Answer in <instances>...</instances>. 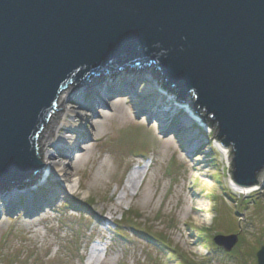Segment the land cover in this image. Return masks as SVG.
Here are the masks:
<instances>
[{"label":"water","instance_id":"1","mask_svg":"<svg viewBox=\"0 0 264 264\" xmlns=\"http://www.w3.org/2000/svg\"><path fill=\"white\" fill-rule=\"evenodd\" d=\"M151 67L217 128L235 184L255 187L264 171V0H0L1 192L35 182L37 138L65 89ZM238 240L214 243L231 252ZM256 256L264 264V246Z\"/></svg>","mask_w":264,"mask_h":264},{"label":"rangeland","instance_id":"2","mask_svg":"<svg viewBox=\"0 0 264 264\" xmlns=\"http://www.w3.org/2000/svg\"><path fill=\"white\" fill-rule=\"evenodd\" d=\"M143 70L159 78L154 68ZM137 84L135 94L122 90L102 99L105 104L89 96L86 89L93 86L75 88L72 102L91 110L89 124H81L93 134L80 130L79 143L63 160L69 182L52 177L47 206L36 215L21 207L6 213L0 193V264H258L256 254L264 246V171L257 191L232 190L233 154L226 148L228 164L217 147L218 132L207 122L206 129L191 123L181 132L179 122L187 113L175 92L164 89L160 78L158 96L143 93L145 80ZM186 100L192 108L194 100ZM60 110L57 104L44 129ZM173 112L174 121L168 115ZM189 140L199 154L188 148ZM46 185L21 189L28 192L24 199L37 204L48 192L42 189ZM218 235L238 236L230 253L214 243Z\"/></svg>","mask_w":264,"mask_h":264},{"label":"bare ground","instance_id":"3","mask_svg":"<svg viewBox=\"0 0 264 264\" xmlns=\"http://www.w3.org/2000/svg\"><path fill=\"white\" fill-rule=\"evenodd\" d=\"M158 76L161 80L162 74L160 75L158 73ZM93 77L94 76H89L88 79ZM98 78L99 80H96L92 83H90L91 80L87 81L88 79H85L83 84H80L78 86L72 85L67 89H65L60 94L57 102L61 110L56 114V117L52 120L49 127L43 129L37 138V144L40 138L39 148H41V153H42V157L39 155L38 158L40 162L39 167H41L42 165L43 168L37 174L38 176L36 177L35 182L29 187L28 191H30L32 188L38 187L40 182L45 181L47 185L43 186L42 189L43 191L45 190L48 192H43V197L40 196L37 199L36 201L37 204H32L30 201L28 202L24 199L28 194V192L21 190V188L17 185L11 186L9 190L3 193L0 190V193L2 195L1 197L3 198V200H6L7 202L6 204H4V207L6 206L5 207L6 213L13 210L14 208L16 209L18 207H21L27 211L28 215H32V216L36 215L37 212H39L43 206H47L46 205L48 202L47 197L50 195L49 191L51 190L52 186L54 187L53 181H51L52 177H58L65 183L69 182L70 180L69 173L66 169V165L63 162V160L67 159L70 150L75 148L76 144L79 143L80 140L79 134H84V132L83 133L80 132L81 129H84L85 131L84 135L86 136L93 134L91 130L84 128L83 127L84 125L81 124V123L89 124L87 113H90L91 110L88 109L89 107L85 106L86 104H83L82 102H76V103L72 102L71 94L74 92L75 88L76 91H78L79 87L84 86V84L89 85V87L93 86V88L86 90L87 91L89 90L88 92L89 96L92 95L95 96V98L97 96V98L100 101L99 104L100 103L105 104L104 101L105 99L108 100L110 96L113 94H120L122 90L125 94H127L128 91H131V93L135 94L136 91L140 89L139 88L140 85H138L137 83L143 80H145L147 84L146 88L143 89V93L145 94L155 93L156 96H158V90L162 89L160 88L159 85V78L150 71L147 74L142 72L134 73L133 75L130 76V78L117 77L116 79H112L109 73L108 74L106 73L105 75L100 76ZM162 84L165 85L166 82H162ZM186 101L187 100L185 99L184 103L176 102L178 103L179 107H181L187 113V115H185V117L183 118L182 122L178 121L179 124L181 123L180 125L182 129L181 132H183L184 129L187 128L186 126H188L191 123H193V125H197L200 128L206 129L207 125L205 123L204 117H200L196 113H194L192 110L193 107L191 108V105ZM146 106L147 105H143V107ZM149 109L150 108H148V111ZM154 109H156V105H154ZM151 112L155 113V111H151ZM99 113L101 114L106 112L99 111ZM168 115H170V119L173 118L174 121L175 116H177V112H173L172 114L168 113ZM94 117H96V114ZM172 122H171V127H172ZM173 130H176V128H174ZM64 131L65 133L62 136H57L59 132L63 133ZM177 131L179 130L177 129ZM86 136L82 138L81 142H84L86 140ZM60 146H65L64 147L65 150H61ZM217 147L221 152V154L223 155V157L226 159L227 163L230 164L231 162L230 152L220 143L217 144ZM188 148H191L192 149V150L190 149L191 151L194 152L196 151L197 154H199L200 152L198 146L194 143L193 140L188 141ZM136 173L137 171L134 174ZM133 179L134 176H130L127 182L129 183ZM140 179H142V177H140ZM230 185L232 187V190L243 195H249L259 189L258 188L259 183L255 187H251V188L237 186L232 177H230ZM37 190L39 192V188ZM65 204L67 205L68 203Z\"/></svg>","mask_w":264,"mask_h":264},{"label":"trees","instance_id":"4","mask_svg":"<svg viewBox=\"0 0 264 264\" xmlns=\"http://www.w3.org/2000/svg\"><path fill=\"white\" fill-rule=\"evenodd\" d=\"M193 110H194V112L198 115V116H200V117H204L205 115L203 114V113H199V112H197V110H195V106H193V108H192ZM205 122H207V124H208V126L211 128V129H214V130H216L217 132H218V130H217V128L215 127V126H213L212 125V123H211V121L210 120H205ZM232 178H234L233 177V171H232ZM205 235L202 233V237H204ZM206 237V236H205ZM159 242H161V243H164V244H166L164 241H162V240H160V239H157ZM191 263V261L190 262H187V263H185V264H190Z\"/></svg>","mask_w":264,"mask_h":264}]
</instances>
